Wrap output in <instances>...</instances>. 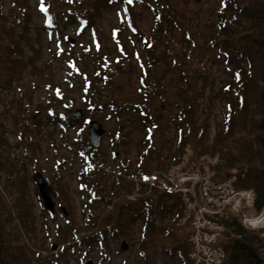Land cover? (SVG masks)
<instances>
[{"label":"rangeland","instance_id":"obj_1","mask_svg":"<svg viewBox=\"0 0 264 264\" xmlns=\"http://www.w3.org/2000/svg\"><path fill=\"white\" fill-rule=\"evenodd\" d=\"M11 1L5 0V3H8L5 8L12 13V17L19 18V12L12 9L14 5ZM30 1L32 24L36 26V34H33V40L28 41L24 46V56L30 58L35 54L37 56L35 64L38 68H44L49 53L55 48L82 51L90 46V42L95 41V34L91 28L79 34L77 24L67 23L62 26L60 33L47 30L44 17L37 12L36 1ZM218 4L219 0H175L173 3L178 21L187 33L192 34L191 37L198 42L199 46L206 45V34H201L200 31L206 30L205 23L207 21L213 24L216 19L214 10ZM55 8L57 6L54 3L48 7L52 13L56 10ZM82 8L90 10L92 3L87 2L86 6ZM119 10H122L120 4L111 8L101 7L100 11L94 9L96 15L92 24L97 28L100 44H104L106 47L113 45L110 31L120 17ZM137 24L140 31L149 33L152 16L147 9L143 10ZM127 34L130 33L124 31V35ZM37 35L40 36L39 39ZM187 36L185 38L184 33L176 28L170 36L171 43L168 45L169 51L175 55V60L164 61L161 59L155 68V77L158 82L160 81V87L157 82L155 84L158 86L157 89L162 92L165 101L159 99V92H157L155 97L149 101L146 114L153 119L156 126H151V122L143 123L141 115L132 111L133 104L142 100L137 93V87L140 84L138 80L140 70L134 60H132L134 71L116 75L115 80L110 84V89L105 94L109 96V101L116 102L118 107L122 108L120 112L124 113L119 116V120L115 110L109 109L100 112L97 109H86L81 98L84 87L82 73L71 75L70 66L62 59L54 62L51 67L44 68V70L48 69L45 74L37 69L35 70L38 73L31 72L29 66L25 67L26 70H24L21 80L14 82L10 89L0 92V122L4 124L6 141V147L3 149L6 154V164L4 170H0V177L4 182L8 180L9 172L13 173V177L25 175L26 199L31 213L30 217H32V227H30V231L21 228V235L32 258V264H85L89 259L93 260V264H107L106 257L109 255L111 256L109 264H144L141 258L142 222L140 218L135 220L132 218L134 210L119 208L126 203L134 204L135 208L140 204L141 198L157 197L161 193H165L166 190L162 183L172 185L179 180L187 192L186 208L181 223L188 222V192L191 197L196 198L195 203H199L204 213L209 212L207 208L222 204V201L214 202L201 197L198 186L202 185L199 189L205 196L207 184L202 181L206 177L202 178L197 173L189 174L188 172H198L206 175L208 179H213L212 174L207 172L209 166L216 162L217 156L211 158V155L208 154L198 155L194 148L199 142L206 144L208 148L212 147L221 127L226 109L225 103L228 99L225 94L221 93V88L230 81V77L223 65V60L218 56L217 47L209 48V51L203 49V56L201 47L195 45V48L190 45L192 47L190 48L188 46ZM136 48L139 53L146 54L141 42H136ZM188 48L193 52L188 53ZM195 49L197 51H194ZM78 67L80 68V66ZM50 70L54 76L53 81L50 79L51 75L48 74ZM202 71L208 75V79L194 76L196 73L201 74ZM76 72H78V68ZM181 76L184 77L181 78ZM59 85L63 86L60 94L68 103L70 110H67L62 102L51 100L58 90L56 86ZM179 86H182V89H179ZM214 92L219 96L212 95ZM49 101H54L50 107ZM76 109L84 111V115L80 119L71 117V112ZM58 114L70 119L66 124L67 127L63 128L61 122L51 118V115L57 116ZM181 117L187 122L188 119L192 120L191 124H188L189 127L187 124V127H184L187 134L188 131L192 133V138L189 144L187 141L184 148L179 149L176 144L179 131L177 121ZM90 119L101 122L106 130L100 139V144L97 147L99 148L98 156L92 162L93 164L83 152L88 147L89 139L86 126ZM114 136H117V141L111 144ZM81 138L82 142H80ZM149 141L155 142L148 172L150 175H158V180L155 183L153 182L155 180L142 181L141 176L134 172L138 169L139 154L147 152L145 150L149 147L147 145H150ZM178 151L181 152V157L174 161L173 156L178 155ZM114 152H118V155L114 156ZM9 159L12 161L10 162ZM90 164L96 169L94 171L92 170L95 167L91 169L90 177L87 179L96 186L98 183L103 186L99 189L100 196L106 194V190H109L118 177L123 174L128 175L122 177L126 181L122 193L113 199V202L105 210L106 213L119 215L121 213L119 221L126 224L127 232L124 231L123 234L118 235L108 232L106 243L104 242L103 249L100 251L97 245L72 243V240L64 244L56 238V228L59 225L61 227L66 225L59 208L61 205L67 209L72 226L76 228L83 224L85 219L84 203L87 202V199L84 194L81 195L79 177L82 175L84 166ZM197 165H200L203 171ZM98 168L103 170L97 171ZM36 171L45 173L50 178L53 188L59 192V196L55 198L56 214L54 217H49L48 211L43 209L42 198L33 180ZM190 175L193 180L188 181ZM242 191H239L238 195L243 197L247 207L241 206L244 209L237 207L236 211L243 221L245 220L246 223L256 227L254 230L251 229L253 232L259 233L260 237L264 238L261 234L264 232V207L261 212L256 213L252 207L256 197L255 192L253 191V195H248ZM223 199H226L227 202L232 200L233 204L235 203L233 197L224 196ZM237 204L236 200L235 205ZM171 216H167L165 222ZM117 223L118 221L112 218L110 224L116 225ZM190 229L186 225L180 231L181 237L188 239L187 235ZM84 234L82 231L80 237ZM153 238L158 242L164 240L163 234L159 231L153 234ZM123 241H126L128 245L126 249H121ZM53 244L59 246L55 250H51ZM102 252H104L105 258H102ZM52 253L55 256H52ZM51 258H54L52 262L45 263V260ZM158 264L179 263L176 257L170 258L162 255L158 258Z\"/></svg>","mask_w":264,"mask_h":264},{"label":"trees","instance_id":"obj_2","mask_svg":"<svg viewBox=\"0 0 264 264\" xmlns=\"http://www.w3.org/2000/svg\"><path fill=\"white\" fill-rule=\"evenodd\" d=\"M35 1L37 12L44 17L47 30L60 33L62 26L67 23L77 24L79 34L88 28L93 30L95 41L90 42V46L82 51L55 48L49 53L44 68L51 67L57 60H64L70 66L71 75L82 73L84 87L81 98L86 109H97L100 112L115 110L118 120L124 112H120L122 108H119L116 102L109 101V96L105 94L116 75L134 71L132 60L139 65L140 84L137 93L142 99L139 103L133 104L132 111L141 115L143 123L151 122V126H156L153 119L146 114V108L157 92L159 99L165 101L162 92L157 89V84L160 87V81L158 82L155 77V68L161 59L175 60V55L169 51L168 46L171 43L170 36L175 29L178 28L184 33L185 38L188 35L186 40L189 47L190 45L201 47L203 56L204 51L217 47L218 56L223 60L230 77V81L221 88V93L228 97L225 103L226 109L212 147L208 148L206 144L199 142L194 151L198 155H211V158L217 156L216 162L210 165L214 175L223 177L235 173L238 177L236 187L253 190L256 195L253 206L256 211L262 209L264 205V0H219L214 10L215 21L213 24L207 21L206 30L200 31L201 34H206L204 46H199L191 37L192 34L187 33L178 21L177 11L173 6L175 0H132L130 4L127 0H43V4L41 0ZM87 2L92 3L90 10L82 8ZM11 3L14 5L12 9L19 12V18L12 17V13L5 8L8 3L0 0V92L10 89L14 82L20 81L27 66L34 73H38L35 69L44 74L48 70L37 67L35 54L30 58L24 56V46L28 41L31 42L33 34H36V26L32 24L31 1L12 0ZM52 3L57 6L53 13L48 9ZM118 4L123 11L119 10L120 17L110 31L113 45L106 47L100 44L97 28L92 24L96 15L94 9L100 11L101 7L111 8ZM42 6L47 9V13L40 10ZM144 9H147L152 16V25L148 34L140 31L137 24ZM49 17H51L50 23ZM124 31L130 34L124 35ZM37 37L40 38L38 35ZM137 41L141 42L146 54L139 53L136 48ZM189 52L192 53L193 50L188 48ZM77 68L78 72H76ZM48 74L53 81L52 71L50 70ZM194 76L208 79V75L203 71ZM56 88L58 90L51 100L62 102L63 106L70 110L68 103L60 94L63 86L59 85ZM179 89H182V86H179ZM212 95L219 96L215 92ZM54 101H49V107ZM51 118L61 122L62 126L70 120L59 114ZM190 121L192 120L188 119L187 122L182 117L177 121L179 131L176 144L179 149L184 148L187 141L189 144L192 138V133L188 131L187 134L184 128L191 124ZM4 130V124L0 122V170H4L6 164V154L3 151L6 147ZM116 141L117 136L112 137L111 144ZM147 146H149L145 150L147 152L139 154L138 169L134 171L140 176L149 172L155 142H150ZM98 151L99 148H94L89 142L88 147L83 150L89 159L98 156ZM180 154L181 152L178 151V155L173 156L174 161L181 157ZM197 166L203 171L200 165ZM89 177L88 168H85L80 179L84 186L81 193L87 199L84 203L83 224L75 228L69 216L63 214L66 225L63 227L59 225L56 228V238L66 243L75 240L83 231L85 234L79 236L76 243L97 245L100 251L104 242L106 243L108 232L115 235L127 232L126 224L119 221L121 213L119 215L105 212L112 200L122 193L126 181L118 177L109 190H106V194L100 196L99 189L103 186L99 183L97 186L92 184L87 179ZM25 184L24 174L13 177V173L9 172L8 180L4 182L0 177V264H32V258L21 235V228L30 231L32 227ZM152 197L141 198L140 204L135 208V205L130 203L123 204V207L119 208L134 210L132 218L134 220L140 218L142 222L143 263L158 264L159 256L164 255L170 258L176 257L179 264H194L188 256L187 237L186 239L181 237L180 232L188 225V222L181 223L186 208L185 201L179 194L168 192ZM170 215L171 218L165 222ZM112 218L118 221L116 225L110 224ZM223 222L226 227L223 243L227 253L225 264H264V239H261L256 232L245 228L235 215H225ZM157 231L163 234V241L154 240L153 234ZM104 255L102 252V258ZM52 259L44 262L50 263Z\"/></svg>","mask_w":264,"mask_h":264},{"label":"built area","instance_id":"obj_3","mask_svg":"<svg viewBox=\"0 0 264 264\" xmlns=\"http://www.w3.org/2000/svg\"><path fill=\"white\" fill-rule=\"evenodd\" d=\"M188 173H197L202 178L206 177V179L202 181V183L205 182L207 184L205 196L201 193V190L199 189L202 187V185L200 187L198 186V190L200 192L199 194L201 195V197L211 199L214 202L222 201V204L213 205L212 208H207L209 211L208 213H204L202 212V208L200 207L199 203H195V201H197L196 198L192 197V199H190L188 203V214L192 217L194 223L193 233L190 236V242L192 246L191 256L197 264H223L225 253L223 248L217 243V237L219 236L220 232L224 229V226L221 223V219L224 218L225 215L227 216L230 213L235 212V214H237L241 218L240 214L236 210L237 207H240V209H244L245 207H247L246 202L243 197L238 195L240 194V192L237 191L233 186V183L236 180L235 176H232L231 178L222 182H214L213 180L208 179L206 175L200 174L198 172ZM190 180H193V177L191 175L188 177V181ZM177 184L178 186L173 188V190L182 191L187 199V192L181 186L179 180L177 181ZM242 192L248 195L254 194L252 191L245 190ZM224 196L228 198L233 197V201H235V203L233 204L232 200H229L227 202L226 199H223ZM236 200L238 202L237 205H235ZM241 206H244V208H241ZM263 207L260 211H256V213L261 212L263 210ZM234 210L235 212H233ZM197 221L199 222L198 226ZM242 223L249 229H256V227H253L250 224L246 223L245 220H242ZM261 234L264 236V232H262Z\"/></svg>","mask_w":264,"mask_h":264},{"label":"water","instance_id":"obj_4","mask_svg":"<svg viewBox=\"0 0 264 264\" xmlns=\"http://www.w3.org/2000/svg\"><path fill=\"white\" fill-rule=\"evenodd\" d=\"M72 115L74 117L79 118L83 115V112L81 109H77L72 113ZM105 131L106 130L103 128L102 123H100L99 121L91 120L88 122V128H87L88 136H89L90 141L94 145L96 146L99 145L100 138L105 133ZM33 178L38 184L39 193L41 197L43 198L44 206L53 214L55 212L54 197L58 196L57 191L53 189L51 185V181L47 175L38 171L35 173ZM61 210L65 211V208L61 207ZM127 246L128 245L126 244V242L123 241L121 249H126ZM55 248H56V245H53L52 249H55ZM86 264H93V261L88 260Z\"/></svg>","mask_w":264,"mask_h":264},{"label":"snow or ice","instance_id":"obj_5","mask_svg":"<svg viewBox=\"0 0 264 264\" xmlns=\"http://www.w3.org/2000/svg\"><path fill=\"white\" fill-rule=\"evenodd\" d=\"M127 2L130 4V3H132V0H127ZM41 3L43 4V0H41ZM40 10H41L42 12L47 13V9L44 8L43 6L41 7ZM48 19H49V23H50V22H51V17H49Z\"/></svg>","mask_w":264,"mask_h":264}]
</instances>
